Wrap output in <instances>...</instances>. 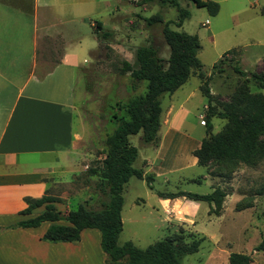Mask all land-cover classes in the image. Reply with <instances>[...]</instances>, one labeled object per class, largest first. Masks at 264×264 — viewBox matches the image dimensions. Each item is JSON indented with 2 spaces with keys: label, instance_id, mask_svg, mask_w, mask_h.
Returning <instances> with one entry per match:
<instances>
[{
  "label": "rangeland",
  "instance_id": "obj_1",
  "mask_svg": "<svg viewBox=\"0 0 264 264\" xmlns=\"http://www.w3.org/2000/svg\"><path fill=\"white\" fill-rule=\"evenodd\" d=\"M134 1L110 0L109 6L99 4L93 8L104 29L114 31L111 39L97 40L90 23L81 22L78 32L70 36L73 40L64 45L69 48L80 42L84 47L99 41L94 52L81 50L79 53L83 68L80 67L74 82L72 102L76 115L83 120L82 132L87 134L81 144L86 155L80 163L82 172L69 184L58 185L56 191H50L60 197L57 207L62 213L80 204L99 210L107 202V187L100 185L98 176L86 171L88 167L100 165L105 156V138L125 114L123 106L132 96L143 93L146 85V81H141L133 89L130 73H119L117 67L122 59L133 63L139 45H153L159 57L166 60L169 48L162 34L165 22L173 30L197 35L200 71L207 77V87L218 101H229L243 82L252 93L264 92L248 76L233 71V66L239 65L247 75L264 74V15L259 12L264 0H212L219 4L215 15L193 0L163 4L156 0L141 7ZM178 8L188 11L181 26L176 24ZM154 13H159L163 22L147 26L138 16ZM117 15H124V22H118ZM55 47L48 39L39 42L38 59L50 56L54 61ZM49 65L38 68V73L49 70ZM198 73L199 70L193 71L172 94L160 96L161 125L155 142H143L141 133L129 136L138 151L133 166L152 174L153 180L148 185L145 180L132 176L124 184L120 213L123 227L117 243L132 241L137 247L145 248L172 235L187 242L203 238L198 251L183 255L181 264H229L230 252L248 254L252 259L250 264H264V250L255 249L264 238V195L260 192L264 185V159H257L251 165L198 164L192 153L206 134L203 116L207 106ZM210 121L211 134H218L227 126L225 118L211 117ZM70 157L74 159V155ZM215 188L226 193L218 213L214 211V203L184 197L162 201L157 195L178 190L206 194ZM94 244L96 241L91 242V246ZM96 263L110 262L108 256L105 261L97 256Z\"/></svg>",
  "mask_w": 264,
  "mask_h": 264
},
{
  "label": "crops",
  "instance_id": "obj_2",
  "mask_svg": "<svg viewBox=\"0 0 264 264\" xmlns=\"http://www.w3.org/2000/svg\"><path fill=\"white\" fill-rule=\"evenodd\" d=\"M99 4L109 6L110 0H0V264H97V256L106 260L95 228L83 229L78 241L53 242L42 239L43 234L51 224L66 222L13 226L44 210L39 206L23 214L26 197L56 196L50 191L82 172L86 153L81 144L87 134L72 102L74 82L83 68L79 53L94 52L99 41L64 45L81 22L90 23L98 40L95 21L104 27L92 10ZM123 16L115 19L124 22ZM46 39L56 46L54 61L50 56L38 59V44ZM48 63L49 70L39 74L38 68Z\"/></svg>",
  "mask_w": 264,
  "mask_h": 264
},
{
  "label": "trees",
  "instance_id": "obj_3",
  "mask_svg": "<svg viewBox=\"0 0 264 264\" xmlns=\"http://www.w3.org/2000/svg\"><path fill=\"white\" fill-rule=\"evenodd\" d=\"M156 0H136L134 4L141 7ZM160 3L172 0H158ZM197 6L205 7L215 15L219 4L212 0H193ZM177 25L181 26L188 16L187 9L178 8ZM264 15V3L259 10ZM147 26L163 22L159 13L150 16L139 15ZM94 30L98 39L109 40L113 37L111 31L102 28L100 21H95ZM163 39L169 48L166 60L158 55L156 47L151 44L139 45L134 52V62L122 59L117 67L119 73H130L133 89L141 81H146L145 91L127 100L113 131L105 138V156L99 166L87 168L89 175L100 178V185L107 187L108 200L103 208L91 210L84 205L70 209L62 214L57 210L55 202L60 199L49 193L40 198L26 197L27 206L21 211L30 213L32 209L44 206V210L34 217L19 221L13 226L36 227L44 221H64L66 224H51L42 239L48 241H78L80 232L85 228H95L100 232L99 245L108 256L110 264H181V257L198 251L203 238L184 241L178 235H172L153 242L145 248L137 247L132 241L117 243L122 230L121 208L122 191L130 177L143 179L150 185L153 175L142 168L133 166L138 156L137 148L129 141V136L141 133L145 143L155 142L158 137L162 111L160 96L172 94L191 76L199 70L202 81L201 92L207 98L203 124L206 134L200 145L194 149L193 155L199 165L207 163L245 164L251 165L257 159H264V92L252 93L246 82L239 85L229 101H218L207 87V77L200 71L202 63L197 53L200 48L198 37L176 31L165 22L162 28ZM231 50H227L229 52ZM222 60L219 59L218 63ZM217 63V64H218ZM233 71L240 76H248L259 88L264 89V74L252 72L246 74L239 65L233 66ZM211 117L225 118L227 126L218 134H211ZM264 195V185L260 189ZM160 198L174 199L184 197L196 202L214 203L218 213L226 193L220 188L206 194L178 190L172 193L158 192ZM256 250H264V238L256 246ZM229 264H250L252 259L248 254L230 252L227 256Z\"/></svg>",
  "mask_w": 264,
  "mask_h": 264
},
{
  "label": "built area",
  "instance_id": "obj_4",
  "mask_svg": "<svg viewBox=\"0 0 264 264\" xmlns=\"http://www.w3.org/2000/svg\"><path fill=\"white\" fill-rule=\"evenodd\" d=\"M205 22L208 23V20H206Z\"/></svg>",
  "mask_w": 264,
  "mask_h": 264
},
{
  "label": "bare ground",
  "instance_id": "obj_5",
  "mask_svg": "<svg viewBox=\"0 0 264 264\" xmlns=\"http://www.w3.org/2000/svg\"><path fill=\"white\" fill-rule=\"evenodd\" d=\"M178 200V199H177ZM178 208V207H177Z\"/></svg>",
  "mask_w": 264,
  "mask_h": 264
}]
</instances>
